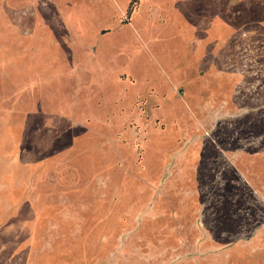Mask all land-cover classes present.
Returning a JSON list of instances; mask_svg holds the SVG:
<instances>
[{"label": "rangeland", "instance_id": "1", "mask_svg": "<svg viewBox=\"0 0 264 264\" xmlns=\"http://www.w3.org/2000/svg\"><path fill=\"white\" fill-rule=\"evenodd\" d=\"M130 1L0 0V264H264V0Z\"/></svg>", "mask_w": 264, "mask_h": 264}, {"label": "crops", "instance_id": "2", "mask_svg": "<svg viewBox=\"0 0 264 264\" xmlns=\"http://www.w3.org/2000/svg\"><path fill=\"white\" fill-rule=\"evenodd\" d=\"M213 24H216L215 25V33L217 35V38L213 39L214 44H213V47L210 49H214L215 46L218 44V42H221L223 40L233 39V37H234V31H233L234 24H233V22L227 20L226 18L216 17L215 20L213 21ZM216 50L218 51V49H216ZM216 50L214 49V51L211 53L217 54ZM219 52H221L220 54L223 53L220 50H219ZM227 52H229L228 49H227ZM244 62H245V60H244ZM247 62H249V61H247ZM203 65L208 66L209 64H203ZM243 80H246V79L243 78Z\"/></svg>", "mask_w": 264, "mask_h": 264}, {"label": "trees", "instance_id": "3", "mask_svg": "<svg viewBox=\"0 0 264 264\" xmlns=\"http://www.w3.org/2000/svg\"><path fill=\"white\" fill-rule=\"evenodd\" d=\"M138 0H131L130 1V7H129V10L131 9V7H132V5L135 3V2H137Z\"/></svg>", "mask_w": 264, "mask_h": 264}]
</instances>
